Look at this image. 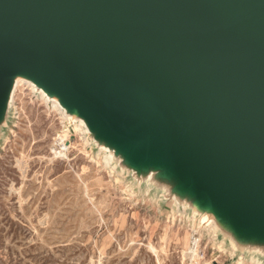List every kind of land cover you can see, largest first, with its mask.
<instances>
[{
	"label": "water",
	"instance_id": "water-1",
	"mask_svg": "<svg viewBox=\"0 0 264 264\" xmlns=\"http://www.w3.org/2000/svg\"><path fill=\"white\" fill-rule=\"evenodd\" d=\"M18 76L264 244V0H0V123Z\"/></svg>",
	"mask_w": 264,
	"mask_h": 264
},
{
	"label": "rangeland",
	"instance_id": "rangeland-1",
	"mask_svg": "<svg viewBox=\"0 0 264 264\" xmlns=\"http://www.w3.org/2000/svg\"><path fill=\"white\" fill-rule=\"evenodd\" d=\"M62 121L52 101L20 83L0 123V264H195L199 244L183 250L188 244L161 239L164 228L198 234L192 201L176 194V205L168 183L138 173L115 150L110 171L99 141L88 156L79 121H65L71 132ZM202 231L200 254L213 264H239L240 255V264H264L259 245L220 225Z\"/></svg>",
	"mask_w": 264,
	"mask_h": 264
},
{
	"label": "bare ground",
	"instance_id": "bare-ground-1",
	"mask_svg": "<svg viewBox=\"0 0 264 264\" xmlns=\"http://www.w3.org/2000/svg\"><path fill=\"white\" fill-rule=\"evenodd\" d=\"M28 83L29 85H31L32 91H39L40 93V97H43L44 100L46 101V104L48 106L49 102L52 101L53 107L55 106L61 113L62 118H63V125L64 127L71 132L70 128L67 127L64 123L65 121H69L72 122V120H77L79 121V123L75 124V130H78L81 135H82V139L85 142V153L88 154V156H90V154L92 153V147H93V137H94V132H92L88 125L86 124L85 120L81 117H79L76 113H70L66 107L63 106V104L61 103V101L57 98V97H53L51 95H49L43 88L39 87L34 81L23 77V76H18L15 80V83L13 84V87L11 89L10 92V97H9V102L11 103L15 97L16 91L18 90V87L20 85V83ZM98 155L103 154V163L104 161H106V163L108 164V168L110 171H114L116 169V165L114 164V148L113 146L108 143L105 140L100 139L99 140V150H98ZM119 157L121 158V160L124 162V158L119 155ZM124 169V168H123ZM150 172L147 174L148 177H150L151 179L153 178V176L156 175V172L153 171L152 169L149 170ZM158 176L161 175L160 171L157 172ZM153 180V179H152ZM170 188L171 185H169ZM168 187V186H167ZM172 198L173 201L176 203V205L179 204V200L176 197L175 194H172ZM193 221H194V227L193 229H197L200 228L201 230L198 232V234H187L185 233L184 235H179V234H171L167 228L163 229V233L161 235V239L163 241H169V240H174L176 243L179 242H184L185 245L188 244V246L184 249H192L194 246L198 245V250L201 248L200 247V243H201V237L203 236V229H209L212 228L213 224L219 227V219L216 216V214L214 212L211 211H200L196 206L193 208V215H192ZM225 244V240L221 242L220 244V248H223ZM247 246H253V245H247ZM260 247L262 248V250H264V244L260 245ZM231 248L233 252H236L237 248H238V244L232 239L231 242ZM254 248V247H252ZM183 258L185 257L184 251L182 254ZM244 256H241L238 260L239 264L243 262ZM216 260V259H214ZM214 260H207L205 259L203 254L199 253V258L196 260L195 264H199L201 262V264H213ZM189 264H192L189 260ZM215 264H221L220 262H215Z\"/></svg>",
	"mask_w": 264,
	"mask_h": 264
},
{
	"label": "crops",
	"instance_id": "crops-1",
	"mask_svg": "<svg viewBox=\"0 0 264 264\" xmlns=\"http://www.w3.org/2000/svg\"><path fill=\"white\" fill-rule=\"evenodd\" d=\"M169 185H170V184H168V189H170L171 192H172V188H170ZM171 187H172V186H171ZM172 194H175V193L172 192ZM175 195H176V194H175ZM179 197H180V196H179ZM180 198H181V197H180ZM236 251H239L238 248H237ZM198 252H199V253H200V252L202 253L201 248L198 250ZM236 254H237V252H236ZM236 254H235V255H236ZM243 254H245V252H244ZM259 255H260L259 257L261 258L260 260L263 261V260H264V252H259ZM241 256H242V255H240L239 258H240ZM259 257H258V258H259ZM217 262H220V261L217 260Z\"/></svg>",
	"mask_w": 264,
	"mask_h": 264
}]
</instances>
